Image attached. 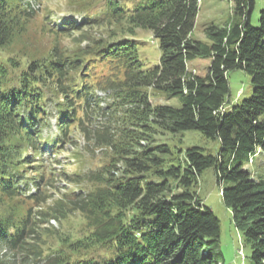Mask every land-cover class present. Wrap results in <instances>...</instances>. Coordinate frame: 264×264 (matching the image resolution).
<instances>
[{"label":"trees","instance_id":"trees-1","mask_svg":"<svg viewBox=\"0 0 264 264\" xmlns=\"http://www.w3.org/2000/svg\"><path fill=\"white\" fill-rule=\"evenodd\" d=\"M231 1L233 21L207 26L205 42L190 35L198 0H79V19L44 26L54 39L87 25L115 23L116 31L21 59L8 49L26 34L35 9L27 0H0V264H224L219 218L196 191L208 167L217 182H231L221 199L249 247L247 264H264V174L252 175L243 162L264 155V0L256 25L255 0ZM137 28L157 39L151 68L142 66ZM198 56L212 58L203 76L187 67ZM233 69L252 83L236 102L228 99ZM152 88L178 95L180 105L152 103ZM187 129L216 139L217 151H174L162 141ZM76 133L90 159L101 153L100 164L63 174L75 188L34 208L57 189L56 155L77 144ZM75 212L82 231L57 237L43 252L41 218Z\"/></svg>","mask_w":264,"mask_h":264},{"label":"rangeland","instance_id":"rangeland-1","mask_svg":"<svg viewBox=\"0 0 264 264\" xmlns=\"http://www.w3.org/2000/svg\"><path fill=\"white\" fill-rule=\"evenodd\" d=\"M35 9L34 18L27 25V32L15 45L8 49L21 59H25V53L43 54L49 50L53 43L57 46L67 49H76L83 47L93 37H104L116 31L118 25L115 23L105 26H85L75 32H71L70 36H61L54 39L52 34H49L44 26H55V22L63 21L70 17L78 15L79 0H27ZM129 0H125V3ZM101 3V1H100ZM94 5L88 12L97 10L99 4ZM79 5V6H78ZM263 7V0H255L254 8L250 15V22L253 25L257 24L259 11ZM61 17L62 19H60ZM80 17V16H78ZM75 18V17H74ZM234 19L233 4L231 0H198V11L195 19L194 27L190 33L194 39L208 42L205 29L209 25L224 26ZM56 27V26H55ZM135 37L138 39L139 57L143 67L151 68L158 62L159 48L157 39L153 36L152 31L147 28H137ZM27 54V55H28ZM1 57H5V53H0ZM14 56V55H13ZM6 58V57H5ZM211 57H195L187 61V67L193 70L198 75H205L208 67L211 64ZM228 85L230 102H236L248 97L252 91V83L250 75L242 69H233L228 72ZM149 98L155 104H168L172 106L180 105V97L178 95H167L161 90L152 88L149 89ZM51 124L53 125L55 117L49 115ZM48 129V126L46 130ZM73 147L71 144H66L64 149L60 151L56 157L60 164L55 165V172L60 173L54 179L57 187L55 192L48 191L51 197L48 198L46 204L36 206L34 208H44L51 206L55 200L65 192L75 188L74 183H69L61 180L60 177L68 176L73 172H85L89 168H97L100 164L101 153L94 159H90L86 154L85 149L81 147L82 138L76 133ZM162 141L169 144L172 150L177 151L180 148L184 151L187 147L197 145L205 148L206 152L214 154L219 146L216 139L205 136L197 129H187L175 134L165 133L162 136ZM53 156V155H51ZM55 162V161H54ZM244 168L257 176L264 174V155L257 151L253 154L251 161L243 159ZM52 163V162H50ZM66 172V173H63ZM229 181L217 182L214 170L212 167L205 168L200 176L196 186V191L202 202L209 206L217 215L220 221V248L224 257V264H247L249 247L244 243L240 231L234 224L232 211L225 206L221 199L220 189L226 185H230ZM32 186V185H31ZM32 188V187H31ZM52 211V210H51ZM49 211V212H51ZM64 216V215H63ZM39 229L48 230V234L41 239L40 248L44 252L52 245L57 237L63 236L67 232L73 234L77 231H82L84 222H82L79 213H71L62 217L54 218L51 215L41 218ZM43 231V232H45ZM42 232V231H41ZM3 250H0V256ZM14 264H31V260H19L14 258Z\"/></svg>","mask_w":264,"mask_h":264}]
</instances>
